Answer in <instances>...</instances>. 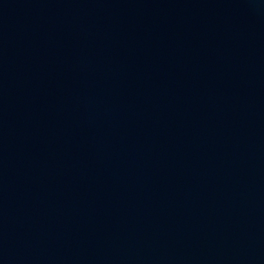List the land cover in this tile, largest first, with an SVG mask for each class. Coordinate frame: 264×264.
<instances>
[{"label":"water","instance_id":"1","mask_svg":"<svg viewBox=\"0 0 264 264\" xmlns=\"http://www.w3.org/2000/svg\"><path fill=\"white\" fill-rule=\"evenodd\" d=\"M0 264H264V0H0Z\"/></svg>","mask_w":264,"mask_h":264}]
</instances>
